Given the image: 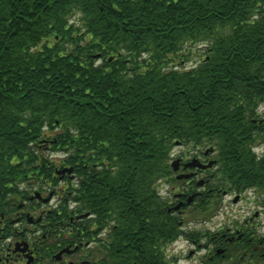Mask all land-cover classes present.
Here are the masks:
<instances>
[{"label":"trees","instance_id":"16d2710c","mask_svg":"<svg viewBox=\"0 0 264 264\" xmlns=\"http://www.w3.org/2000/svg\"><path fill=\"white\" fill-rule=\"evenodd\" d=\"M263 102L264 0H0V208L67 164L128 250L177 142L241 168Z\"/></svg>","mask_w":264,"mask_h":264},{"label":"flooded vegetation","instance_id":"af4514ba","mask_svg":"<svg viewBox=\"0 0 264 264\" xmlns=\"http://www.w3.org/2000/svg\"><path fill=\"white\" fill-rule=\"evenodd\" d=\"M256 114L241 168L217 159L216 146L202 153L184 146L172 158L171 175L160 179L156 197L147 193V209L133 227L134 244L128 250L119 244L117 214L104 207L79 208L69 190L75 173L62 172L72 166L49 162L46 173L32 172L10 195L5 192L0 264H180L181 251L173 248L178 239L192 245L182 257H196L199 264H264V102ZM210 162L207 168L200 166ZM101 195L100 204L109 194ZM199 196L212 205L218 200L219 207L191 225L185 215L196 210ZM220 214L225 216L220 226L203 228ZM135 239H144L142 251L136 250Z\"/></svg>","mask_w":264,"mask_h":264},{"label":"rangeland","instance_id":"374dc122","mask_svg":"<svg viewBox=\"0 0 264 264\" xmlns=\"http://www.w3.org/2000/svg\"><path fill=\"white\" fill-rule=\"evenodd\" d=\"M203 53V51H200L198 49H194L191 55V59L185 63L186 67H191L194 64H196L200 58H201V54ZM184 149V146H176L173 149V156H175L176 154H178L181 150ZM42 152V151H41ZM43 153V152H42ZM49 157H53V158H57L59 159L61 156H58L57 154H52L51 152L48 153ZM209 158H212V156H209ZM160 181V179L157 181L156 184H158V182ZM198 191H203V189L198 188ZM204 197V196H203ZM217 205V206H216ZM228 206H232V207H236L237 205L233 204H228ZM219 207V201L216 200L215 204L212 205V201H205V197H204V201L203 203L198 201V206L196 208V210L194 212L189 213L190 210H192V208L188 209L186 215H185V221H190V224L193 225L195 219L201 221V218H209L211 216V213H213L216 209H218ZM253 207H256V204L253 205ZM217 211V210H216ZM224 215H217L216 218H214L212 225H210L208 222L206 225L203 226L204 229H207L209 227L215 228V224L217 226H220V223L223 222L222 219L224 218ZM243 218V217H242ZM192 247V245L189 244V242L185 239H178V241H176L173 245L174 250H178L181 251L179 252L177 255L180 256V260L179 263L180 264H199L198 260L196 259V257L192 258V259H185L182 256L187 254V248Z\"/></svg>","mask_w":264,"mask_h":264},{"label":"water","instance_id":"95a60500","mask_svg":"<svg viewBox=\"0 0 264 264\" xmlns=\"http://www.w3.org/2000/svg\"><path fill=\"white\" fill-rule=\"evenodd\" d=\"M211 165H212V162H210L208 165H200V166H202V167L205 168V167H208V166H211ZM72 171H73V167H67L64 170H62V172H72ZM192 198L193 197H190L188 201L190 202L192 200ZM180 206H181V204H179L178 206H176V208H179Z\"/></svg>","mask_w":264,"mask_h":264}]
</instances>
